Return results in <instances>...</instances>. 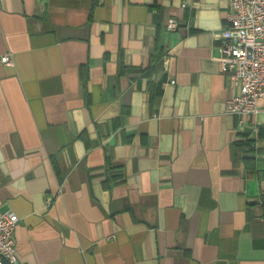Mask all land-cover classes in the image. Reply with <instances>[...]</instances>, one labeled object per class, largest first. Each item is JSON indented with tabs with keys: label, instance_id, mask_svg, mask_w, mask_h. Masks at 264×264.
I'll return each instance as SVG.
<instances>
[{
	"label": "crops",
	"instance_id": "obj_1",
	"mask_svg": "<svg viewBox=\"0 0 264 264\" xmlns=\"http://www.w3.org/2000/svg\"><path fill=\"white\" fill-rule=\"evenodd\" d=\"M227 12L0 0V212L20 261L264 264V117L226 110Z\"/></svg>",
	"mask_w": 264,
	"mask_h": 264
},
{
	"label": "built area",
	"instance_id": "obj_2",
	"mask_svg": "<svg viewBox=\"0 0 264 264\" xmlns=\"http://www.w3.org/2000/svg\"><path fill=\"white\" fill-rule=\"evenodd\" d=\"M228 25L220 32V69L226 73L237 94L226 102L228 113L264 117V0H226ZM178 28L169 18L165 29ZM0 61L11 65L8 55ZM18 217L11 211L0 212V264H28L19 260L14 232Z\"/></svg>",
	"mask_w": 264,
	"mask_h": 264
}]
</instances>
